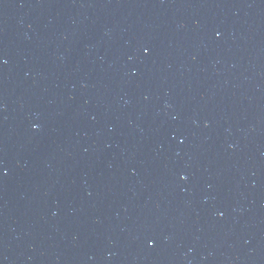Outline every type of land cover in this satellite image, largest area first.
<instances>
[{
    "label": "water",
    "instance_id": "water-1",
    "mask_svg": "<svg viewBox=\"0 0 264 264\" xmlns=\"http://www.w3.org/2000/svg\"><path fill=\"white\" fill-rule=\"evenodd\" d=\"M0 264H264V0H0Z\"/></svg>",
    "mask_w": 264,
    "mask_h": 264
}]
</instances>
